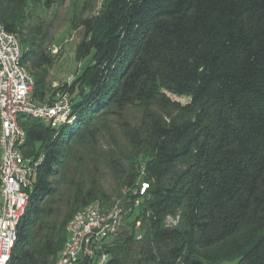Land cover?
I'll return each instance as SVG.
<instances>
[{
    "label": "trees",
    "instance_id": "obj_1",
    "mask_svg": "<svg viewBox=\"0 0 264 264\" xmlns=\"http://www.w3.org/2000/svg\"><path fill=\"white\" fill-rule=\"evenodd\" d=\"M62 3L0 0L36 101L68 92L75 117L60 129L19 118L24 156L43 162L9 264H56L68 223L93 203L126 212L110 264H264V0L87 3L76 53L87 65L52 91L58 20L28 21Z\"/></svg>",
    "mask_w": 264,
    "mask_h": 264
},
{
    "label": "built area",
    "instance_id": "obj_2",
    "mask_svg": "<svg viewBox=\"0 0 264 264\" xmlns=\"http://www.w3.org/2000/svg\"><path fill=\"white\" fill-rule=\"evenodd\" d=\"M50 50L55 53L57 47ZM23 59L19 36L0 23V264L10 262L36 171L43 162L42 156H24L22 148L27 136L19 118L39 120L54 129L75 122L68 92L56 93L52 103L36 101L35 78ZM71 83L69 80L66 84ZM148 188L143 182L140 194L144 195ZM125 215V209L118 205L105 211L98 203L76 213L68 223V239L56 264H110L107 245L119 236Z\"/></svg>",
    "mask_w": 264,
    "mask_h": 264
},
{
    "label": "rangeland",
    "instance_id": "obj_3",
    "mask_svg": "<svg viewBox=\"0 0 264 264\" xmlns=\"http://www.w3.org/2000/svg\"><path fill=\"white\" fill-rule=\"evenodd\" d=\"M102 1L103 0H63L61 5L55 4L50 9L39 7L30 11L31 15L28 24L31 25H49L54 22V20H58L53 29L54 38L48 45L49 50L53 46L57 47V52H52L55 57V63L51 68L50 85L52 91L58 90L59 87L65 85L69 80L73 82L82 73L84 67H86L87 62H79L76 58L78 45L82 39V31L77 23L87 3L90 5L89 10H92L94 6L95 11L101 7ZM87 13L88 12L85 14ZM171 98L182 104L190 102L189 98H178L175 96H171Z\"/></svg>",
    "mask_w": 264,
    "mask_h": 264
},
{
    "label": "water",
    "instance_id": "obj_4",
    "mask_svg": "<svg viewBox=\"0 0 264 264\" xmlns=\"http://www.w3.org/2000/svg\"><path fill=\"white\" fill-rule=\"evenodd\" d=\"M189 264H206L205 262L201 261L200 259H192Z\"/></svg>",
    "mask_w": 264,
    "mask_h": 264
}]
</instances>
